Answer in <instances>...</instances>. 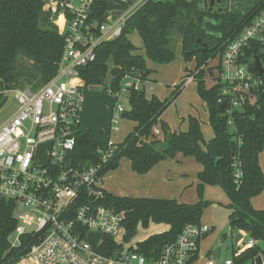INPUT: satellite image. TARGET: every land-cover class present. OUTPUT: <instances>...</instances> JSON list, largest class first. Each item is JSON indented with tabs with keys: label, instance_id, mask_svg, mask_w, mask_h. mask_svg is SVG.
I'll return each instance as SVG.
<instances>
[{
	"label": "trees",
	"instance_id": "16d2710c",
	"mask_svg": "<svg viewBox=\"0 0 264 264\" xmlns=\"http://www.w3.org/2000/svg\"><path fill=\"white\" fill-rule=\"evenodd\" d=\"M108 1H93L87 19L90 31L98 32L99 25L105 22ZM42 5L43 0H0V103L3 91L25 85L36 89L56 73L63 52V36L43 14ZM263 6L264 0H259L246 14H236L221 6L219 10H209L203 0H147L126 18L117 37L95 47L93 61L77 68L84 90L89 86H105L108 76L107 91L118 89L125 74L137 75L141 82L140 88L128 90V106L121 113L122 119L135 122V126L115 144V156L104 168V173L115 169L119 159L125 157L134 172L145 174L157 162L173 158L178 152L193 156L202 166L197 174L198 201L195 203L116 196L106 192V203L125 214L126 241L133 237L138 225L147 227L150 222H155L169 226L167 230L151 234L136 244L135 250L147 259L157 255L156 249L174 242L186 224L200 223L205 206L202 193L206 184L219 186L227 196L229 228L241 230L255 241L238 255L233 251V263H253L262 252L258 242L264 240V209L253 208L251 198L258 195L264 185L258 159L264 145V89L250 96L241 109L233 110L229 116L224 107H219L221 84L205 85L204 65L209 59L216 58L226 41L247 25ZM133 31L141 38L144 55L135 53L137 48L128 38ZM198 38L214 49L202 54L196 43ZM177 42L183 59L194 60L193 70H186L188 75L192 74L196 92L208 110L213 136L207 141L203 139L200 121L195 116L189 115L187 129L178 132L171 131L160 119L181 92L184 77L164 99L155 95L145 96L142 83L151 72L145 59L156 64L170 63L175 57ZM249 52L247 50L246 56H250ZM19 54L31 61L30 66L17 63ZM228 119H231V125H228ZM157 124L162 140L151 133ZM151 135L153 137L149 139ZM102 145L104 143L89 130L78 132L72 162L94 161L95 150ZM237 170L240 171L238 177L235 175ZM15 206L13 200L0 197V264H14L25 252L28 242L27 236H20V244L13 246L10 243L9 237L17 225ZM117 248L110 236L103 235L99 245L102 252L112 256ZM194 260L192 258L189 264Z\"/></svg>",
	"mask_w": 264,
	"mask_h": 264
},
{
	"label": "built area",
	"instance_id": "2783aa9c",
	"mask_svg": "<svg viewBox=\"0 0 264 264\" xmlns=\"http://www.w3.org/2000/svg\"><path fill=\"white\" fill-rule=\"evenodd\" d=\"M93 1L43 0V14L63 36L56 73L36 89H13L17 108L0 124V197L13 200L15 211L28 210L15 213L17 225L12 234L16 242L10 243L20 244V236H27L28 242L14 264H189L198 257L199 243L210 231L206 224H186L174 242L156 249L157 255L150 259L136 247L125 249V214L106 203L103 187L104 168L115 156L117 142L102 141L94 161L72 162L75 136L83 132L85 91L77 68L93 61L95 47L117 37L126 18L147 0H138L116 21L105 20L98 32L90 31L87 25ZM247 50L250 56H246ZM256 58L261 74L255 67ZM215 59L209 65L208 79L221 84L218 103L226 100L225 113L230 116L264 89V6L226 41ZM140 86L137 75L125 74L118 89L108 92L116 100L126 99L130 88ZM124 109L121 103L114 105L110 130H117ZM227 123L231 125V119ZM235 175L238 177L240 171ZM25 226L34 228L27 230ZM91 231L113 239L118 248L112 256L99 249L102 238L97 250L91 248ZM205 264L215 262L209 259ZM223 264L234 263L225 259Z\"/></svg>",
	"mask_w": 264,
	"mask_h": 264
},
{
	"label": "rangeland",
	"instance_id": "374dc122",
	"mask_svg": "<svg viewBox=\"0 0 264 264\" xmlns=\"http://www.w3.org/2000/svg\"><path fill=\"white\" fill-rule=\"evenodd\" d=\"M135 1L136 0H113L111 2H108V5L109 7L113 8L114 14H117V16L122 14L126 15L128 11L132 8L131 6L135 4ZM258 1L259 0H222L219 4L215 3L212 9L218 10L220 9L219 6H221L222 8L232 13L246 14L254 7V5ZM106 16L107 15H105V18ZM176 38L177 41H179L180 36L178 35ZM129 40L133 45L137 47L142 46L141 38L139 37L136 31L130 33ZM180 51L181 50L179 47L176 51L174 59L168 64H158L160 66H157V64L153 63V65H155L154 69L156 70V72H158V75L156 77V82H160L163 85L161 90L163 92L168 93L167 97L171 95V92L173 90L172 82L174 80L178 81V79L180 78L178 82L173 83L176 85L179 84L180 81L183 79L184 76H182L183 75L182 71L185 70L184 64L189 63L188 64L189 68H192L194 64L193 59H191L190 61H185ZM215 60L216 59L213 58L209 61L208 64L204 65L205 74H206L204 78H205L206 86L212 85V82L208 79L209 73H211L209 72L210 71L209 65L213 64ZM30 62L31 61L29 59H27L21 54H19L17 57V63L21 66L28 67L30 66ZM193 68L191 70H193ZM190 76H192L191 73ZM109 80H110V76L106 78L105 86H108ZM184 84H185V79H184V83L180 87L182 89L181 92L173 99V101L171 102L172 105L170 104L171 106L170 107L168 106L166 108V115L169 117L173 116L174 114L178 116L179 112H182L184 114L187 113L192 114L191 111L193 112L197 108L199 109V106L196 103V99H195L196 97V93L194 91L195 84L193 85L189 84L185 87ZM26 86L33 88L32 85H25V87ZM105 86L97 85V86H89L85 88L84 105H83L84 112H83V118L81 124V129L83 131L85 130L90 131V128H94L93 129L94 133L99 138L102 139L103 138L106 139L110 131L109 123L107 122L108 109L106 107L107 106L108 108L109 106L113 107L114 103L115 104L121 103L126 108L128 106L127 100L125 98L116 100L107 90H105ZM13 89H7L5 92H3V95L1 96L2 101L0 103V124H2L6 119H8L17 108V103L13 97V92H12ZM174 102H176V105H174ZM121 123H122L123 131L128 129L129 126L131 125L130 123L128 124V122H121ZM206 127H209V125L207 123L203 124V128ZM102 131H104L105 133H102ZM111 136L112 138H117L119 135L118 133L117 134L114 133ZM118 163L120 165V163L123 164L124 162L120 161ZM119 165L117 166L119 167ZM212 186H213L212 189L209 191H206V188L204 186L202 193V200L205 202V206L201 214L200 224H206L209 227H212L211 232L206 236L205 238L206 240L204 241L207 242L208 248L216 242L220 243L224 249L225 255L230 258L233 254V251L237 248L242 247L243 245L242 242H246L247 240L250 239V237L245 233V235H243L242 241L236 244V242L234 241V237L237 234L236 231L238 229L236 228L230 229L228 226V215L230 213V209L226 207V196L219 186L216 185H212ZM195 194L198 199V194L196 189H195ZM27 212L28 210H21L19 208L15 211L16 214L27 213ZM25 228L29 230L34 228V226H25ZM164 229H165L164 223L150 222L147 227L138 225L136 227L135 234L133 235V237H131L128 241L125 242L124 247L125 249L130 246L136 247V244L144 240L147 236L154 233H160ZM101 238H102L101 234L95 231H91L89 233L88 243L92 249L97 250ZM9 239L12 242H16L14 234H11ZM258 243L262 250L260 256L264 261V240L259 241ZM211 248H213V246ZM214 260L218 263L221 262V259L219 258H215ZM199 262H201V260H198L196 261V263L193 264H199ZM251 263H252L251 261L247 262V264H251Z\"/></svg>",
	"mask_w": 264,
	"mask_h": 264
},
{
	"label": "crops",
	"instance_id": "0c3cea01",
	"mask_svg": "<svg viewBox=\"0 0 264 264\" xmlns=\"http://www.w3.org/2000/svg\"><path fill=\"white\" fill-rule=\"evenodd\" d=\"M111 1L113 0H109L108 2H111ZM136 2H138V0H136L135 3ZM105 15H107L105 18L106 21H116L119 17L123 16V14L119 16H117V14H114L113 8L109 7V5H108L107 11L105 12ZM129 35H128V38H129ZM135 47L137 48L135 53L144 55L143 44L141 47H137V46ZM177 47L178 48L180 47L179 42H177L175 54L178 49ZM145 60H146L145 62H146L147 68L151 70V72L147 76V79L142 83L144 90H145V96L149 98L151 95H155L159 99L166 98L168 93L163 92L161 90L163 85L160 82H156V77L158 75V72H156V70L154 69L155 65H153V62L148 60L147 58ZM188 64L187 63L184 64L185 70L182 71V74H183L182 76L185 77L184 87L189 84H192V85L195 84V90H194L196 93L195 99H196V103L199 106V109L197 108L193 112L191 111L192 114L190 113L184 114L182 112H179L178 116L174 114L171 117L166 115V110H165L161 114L160 119L167 123L171 131L178 132V131H183L187 129V126H188L187 117L189 115L195 116L200 121V128H201L203 139L207 141L213 136V131L208 121V110H207L205 102L198 96L196 92V82L193 80V78H191L190 75L187 74L186 68L191 70L195 64H193L192 68H189ZM157 66H160V65L157 64ZM178 81L174 80L172 82V85L174 86L175 84L173 83H176ZM114 105L113 107L111 106H109V108L108 106L106 107L108 109L107 110V122L109 123V130H110V119H111V114H112ZM171 105H169V107ZM174 105H176V102H174ZM126 120L127 119H120L118 122L117 130H110L106 139L99 138L94 133L93 131L94 128H90V131L100 141H106L107 139H110L114 142H120L135 126V122H132L130 120L126 121ZM121 122H128V124L130 123L131 125L129 126L128 129L123 131ZM206 123L209 125V127L203 128V124H206ZM102 133H105V132L102 131ZM114 133L116 134L118 133L119 136L117 138H112L111 135ZM151 133L155 138L160 139V140L163 139V135H162L159 124L153 126ZM152 135L149 137V139L153 137ZM258 159H259V165L262 170L263 179H264V145H263V149L259 153ZM120 161H123L124 163L123 164L120 163V165L118 163L119 167L117 166V168H115L114 170H111L107 172V174L106 173L104 174L105 176L103 178V187L106 192L111 193L116 196L175 199L179 203H195L198 201L197 196L195 194V189L198 183L197 174L202 169V166L199 162H197L194 159L193 156H184L183 154L178 152L175 154L173 158H167V159L157 162L145 174H137L136 172H134L131 169L130 161L127 158L122 157L119 160V162ZM204 186L206 188V191L211 190L213 187L212 185H208V184ZM228 203H229V200L226 196V207ZM251 204L253 208L255 209H258V210L264 209V185H263V190L258 195L251 198ZM164 225H165V229L163 231L169 228L168 225L166 224ZM211 230H212V227H210V231L207 233V235L211 232ZM236 232L237 234H240L237 241H235L236 244H238L240 241H242L243 235H245V232L241 230H237ZM206 236L201 239L199 243L198 257L191 264L196 263V261L198 260H201L199 264H205L207 260L211 259V257H212V260L215 262V264H223V261L225 259H232V256L229 258L225 255L222 245L218 242L212 245L213 248H211L212 246L208 248L207 242L204 241L206 240L205 239ZM248 243H252L253 245L255 241L252 239H249L246 242H242L243 244L242 247L235 249L234 255H238L243 249L248 248L249 247ZM214 246L220 247V254L218 258L221 259V262L219 263L214 260L216 258L213 254V249L215 248ZM261 261H262V264H264L262 257H261ZM251 264H256V263L253 262Z\"/></svg>",
	"mask_w": 264,
	"mask_h": 264
},
{
	"label": "water",
	"instance_id": "95a60500",
	"mask_svg": "<svg viewBox=\"0 0 264 264\" xmlns=\"http://www.w3.org/2000/svg\"><path fill=\"white\" fill-rule=\"evenodd\" d=\"M221 2V0H203V3L205 5L208 6L209 10L213 7V5L216 3V4H219ZM219 10V9H218ZM204 27V25H203ZM213 34H216L215 32H213ZM196 43L197 45L199 46L198 47V50L201 51L202 54H205L207 51H212L214 49V47H209L207 43L201 41L200 38H198L196 40ZM192 51H190L189 53H191ZM255 67H256V70L258 71L259 74L262 73V68H261V65H260V61L258 58L255 59ZM251 93H253V90L251 89L250 90ZM226 104V100H223V102L220 104V108L222 109ZM240 234H237L236 237L234 238V241H237V239L239 238ZM213 254L216 258L219 257V254H220V247L219 246H216L214 249H213ZM255 263L256 264H262V261H261V256L258 255L255 259Z\"/></svg>",
	"mask_w": 264,
	"mask_h": 264
}]
</instances>
